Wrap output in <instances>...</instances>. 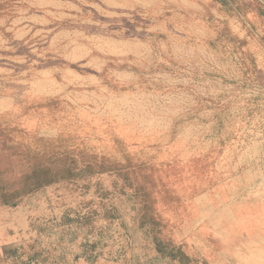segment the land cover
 <instances>
[{
    "label": "rangeland",
    "instance_id": "obj_1",
    "mask_svg": "<svg viewBox=\"0 0 264 264\" xmlns=\"http://www.w3.org/2000/svg\"><path fill=\"white\" fill-rule=\"evenodd\" d=\"M30 259L264 264V0H0V264Z\"/></svg>",
    "mask_w": 264,
    "mask_h": 264
},
{
    "label": "trees",
    "instance_id": "obj_2",
    "mask_svg": "<svg viewBox=\"0 0 264 264\" xmlns=\"http://www.w3.org/2000/svg\"><path fill=\"white\" fill-rule=\"evenodd\" d=\"M142 218H144V217L142 216ZM153 246H154V249H155L157 252H160V253H162V254L168 256V257H171L172 259H175V256L173 255V252H172L171 250H169V251L166 252L165 249H163V248L161 247V243L158 242L157 239L154 238V237H153ZM32 260H33V259H30L29 261H27V262L24 263V264H31V261H32Z\"/></svg>",
    "mask_w": 264,
    "mask_h": 264
}]
</instances>
